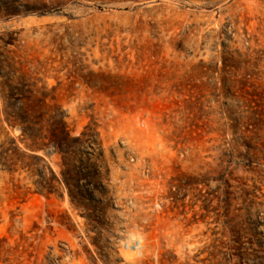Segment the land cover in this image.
<instances>
[{
    "label": "rangeland",
    "instance_id": "obj_1",
    "mask_svg": "<svg viewBox=\"0 0 264 264\" xmlns=\"http://www.w3.org/2000/svg\"><path fill=\"white\" fill-rule=\"evenodd\" d=\"M5 152L0 264H264V0H0Z\"/></svg>",
    "mask_w": 264,
    "mask_h": 264
},
{
    "label": "trees",
    "instance_id": "obj_2",
    "mask_svg": "<svg viewBox=\"0 0 264 264\" xmlns=\"http://www.w3.org/2000/svg\"><path fill=\"white\" fill-rule=\"evenodd\" d=\"M20 80V84L25 86L26 76H23ZM1 85L4 98H6L8 101L15 99L14 95L11 93H5V83H2ZM24 93L18 94V115L15 116L8 113L7 116L18 119V127L21 129L23 136L26 137L31 143L28 151L22 150L19 145L18 150H13L15 156H18V165L19 162L22 161L24 163H22L23 169H29L31 166L30 164H27V161L36 159L40 152H46L53 148L63 155H68L70 151V143L76 142L78 140L72 138L71 132L68 130L66 122L62 117L56 125H52L51 123H48V121L47 124H45L46 114L43 112H38V114L34 117L32 115V108H30L27 103L28 101H31L33 98H35L34 92L29 91L28 96ZM40 101L44 103V99H39V102ZM8 154V152H5V158H1L2 160L0 159V161L10 164L8 167L13 169L14 165L17 164L12 162L13 160ZM7 164L3 165L7 167ZM11 172L16 171L11 170ZM38 191L41 194L52 196L56 193V186L52 184L48 188H43L42 190L38 189Z\"/></svg>",
    "mask_w": 264,
    "mask_h": 264
}]
</instances>
